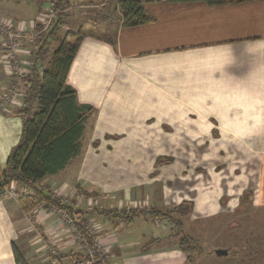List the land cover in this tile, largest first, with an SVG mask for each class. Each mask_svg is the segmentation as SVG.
Wrapping results in <instances>:
<instances>
[{
    "label": "crops",
    "instance_id": "obj_1",
    "mask_svg": "<svg viewBox=\"0 0 264 264\" xmlns=\"http://www.w3.org/2000/svg\"><path fill=\"white\" fill-rule=\"evenodd\" d=\"M11 1L0 0V19L13 29L36 24L40 10L47 6L42 1L34 6L30 4L34 1ZM141 1L152 20L124 26L119 0H74L53 39L57 49L64 40L70 43L69 35L80 33L66 76L77 102L92 107L82 138L85 153L78 183L94 181L88 171L100 167L94 164L96 155L110 148L121 155L100 159L107 157L106 164L118 161L112 167L129 170L122 176L117 173L114 184H122V178L139 184L149 174L137 168L133 172L137 156L128 154L200 153L203 143L217 147L221 140V146L211 148L213 171L195 172L197 163L177 159L163 165V184L174 187L171 195L163 191L162 198L177 203L192 200L189 219L234 211L248 193L252 205L264 209V1L215 6ZM61 31L66 36L59 41ZM2 41L0 34V94L10 86L12 100H22L30 82L26 75L14 78ZM30 52L25 46L19 48L25 66ZM14 111H0V170L20 138L21 120ZM218 156L225 160V178L215 171ZM146 159L151 172L154 156ZM73 162L49 176L67 171ZM172 179L182 181L175 185ZM136 196L127 194L126 201L141 198ZM95 218L103 223L99 238L110 255L108 264H190L178 244L169 242L168 234L162 235L170 228L165 220L148 223L139 216L125 226L108 217ZM15 250L27 264H73L75 254L82 253L60 210L45 206L24 212L18 197L3 192L0 264H16Z\"/></svg>",
    "mask_w": 264,
    "mask_h": 264
},
{
    "label": "trees",
    "instance_id": "obj_2",
    "mask_svg": "<svg viewBox=\"0 0 264 264\" xmlns=\"http://www.w3.org/2000/svg\"><path fill=\"white\" fill-rule=\"evenodd\" d=\"M34 1V0H26ZM51 6L56 19L49 30L41 33L31 43L32 77L30 85L25 92L24 106L13 113L21 120V133L19 141L9 152L6 166L0 170V195L16 181L20 186L35 190L37 197L19 196L18 201L24 212L31 211L40 202L45 206H53L62 211L65 209L70 215L79 214L82 221L77 229L90 247L94 246L91 236L83 228L82 222L86 216L96 214L119 220L123 225L129 226L133 220L143 213L138 208L98 210H73L71 206L64 205L53 198L36 183L49 175H55L66 165L79 157L82 153V138L92 107L77 102L75 91L66 84L69 66L80 41L76 34L72 44L62 41L51 55L50 43L55 38L60 26L65 23L67 9L74 0H41ZM39 0V2H41ZM165 1L168 3L203 2L210 6L229 3H240L254 0H147ZM264 1V0H262ZM118 8L124 26H135L152 20L145 10L141 0H119ZM47 64L41 72L39 65ZM36 197V196H35ZM193 202L182 201L173 209L163 212L158 209L151 210L152 219H168L179 235V249L186 254V261L192 263L193 255L203 253L197 239L184 232L183 219L191 215ZM176 214V216H172ZM143 217V216H142ZM157 242V241H155ZM16 264H27L25 259L15 250ZM99 254L95 253V263L100 264Z\"/></svg>",
    "mask_w": 264,
    "mask_h": 264
},
{
    "label": "rangeland",
    "instance_id": "obj_3",
    "mask_svg": "<svg viewBox=\"0 0 264 264\" xmlns=\"http://www.w3.org/2000/svg\"><path fill=\"white\" fill-rule=\"evenodd\" d=\"M15 1L20 2L22 0H14L13 2ZM35 2L38 3L39 0H34V2H31L30 4L34 6ZM25 3L29 4L28 2ZM44 7H46V5H44ZM28 9L30 10V8ZM48 30H46L45 32H47ZM64 33L65 32L62 31L61 33H59L60 34L58 35L59 41L62 38H65L64 35L66 33L65 34ZM79 36L80 33H77L76 37ZM76 37L73 36L71 37L69 35L70 44L75 42ZM64 41L67 42L66 40ZM31 43L32 42H22L19 48L25 46L26 49L30 50ZM56 46H57V40H53V42L50 43L49 56L51 55V53L53 52ZM17 56L16 58L20 60L19 54ZM8 60L12 63V60H10L9 57ZM27 61L32 62V59L26 60V62ZM22 63L23 62H21V65L22 67H24L25 64L23 65ZM46 65L47 64L39 65L38 70L43 71ZM31 68H29V72L26 74V78L29 80V82L32 77ZM15 77H17V75H15L14 78ZM7 89H11L10 86H8ZM7 89H5L4 92H6ZM11 90L13 92V89ZM24 98H25V94L22 100H8L7 104L6 103H3V105L0 104V111H4V110L8 111L11 108L13 110L21 109L24 106ZM90 129L88 130L90 131ZM112 139L114 138L112 137ZM220 141L221 140L217 141L218 146H221ZM206 144L207 143L205 142L203 143V145H201L202 148L200 153L199 152L194 153L193 151L190 153H181V154H177V153L163 154L162 152H157V151L147 152V153L129 152L131 154L128 155L134 156L136 154L137 156L136 160L132 161L135 162L137 167L134 166L131 170L135 172V169L137 168L138 172L147 171L149 174L148 175L149 178H147L146 174H144V177L142 179H139L140 181H142V183H139V180H135L139 184L137 183L129 184L127 183L128 179H123V178L121 179L122 184H118V183L114 184V180H115L114 176L117 173L118 174L120 173L122 176L123 173L129 172V170L124 169L123 167L122 168L112 167V166H117V164L119 163L118 161L116 162L114 161V163L108 161L107 164L105 163L104 159H108V158L115 159L118 155H121L114 153L111 148L107 150V153L105 152L96 155L95 158L97 161L94 162V164H101L100 165L101 168L100 167L98 169L91 168L88 171L90 175L89 177L94 178L95 183L92 180H88V181L86 180L84 184L78 183V181H82L81 178H77V176L79 175L78 173L79 166L85 153V151H83L84 150L83 147L81 155L73 160L74 162L67 169V171L59 174L58 176L44 177V180H42V182L40 183V185H38V187L43 189L46 193L50 194V196H52L53 198L58 199L61 204L71 206V208L74 211L77 209H85L86 211L89 212L93 210V208H96L98 210L108 209L111 211L116 208L119 209L122 208L126 210L138 208V210L143 213L142 216L146 218L145 221L149 220L146 222L160 223L163 219H158V218L152 219L150 214L151 210L158 209L163 212H167L180 203V202L177 203L172 199H169V202H167L168 200H166L164 197L162 198L163 191H166L167 189V191L171 195L170 193L171 189L174 187L172 186V184H168V185L163 184L165 183L164 182L165 179L163 180L162 177V171L164 170L162 169V166L166 165L171 160L177 159L178 161L184 160L185 162H190L191 164L197 163L198 165H196L197 167L195 169V172L202 171V174H204L205 171H209V170L213 171V168L209 167L212 164L211 162L214 161V159L211 158L212 157L211 148L213 150L215 148H218V146L212 147L211 145L208 144L207 146ZM89 149H90L89 150L90 153H94L92 147ZM126 154L127 153L122 152L123 156H125ZM103 155H106L108 157V158L107 157L103 158L104 162L100 159V157ZM152 156H154L153 159L154 165L152 167L153 169L150 172V169H147L146 163L148 162L147 161L148 159L146 158ZM172 156L174 158H172ZM199 156L201 157V160H199L198 158ZM118 160L122 161L121 158ZM150 160L151 158L149 159V161ZM218 162L220 165H218V167L215 168V171L217 172V175L219 177L221 176L225 178V174H224L225 160L220 156H218ZM49 178L55 182L49 181ZM62 181L67 184H64ZM172 181H174L175 185H177L176 183L181 182L182 179H172ZM11 183L12 184L5 189L4 191L5 193L6 192L10 194L14 193L11 195L16 196V193L19 192V190L27 189L26 191L31 192L34 198H38L35 190H30L26 187H19L20 188L19 189L15 185V183L13 182ZM52 183H56V184L52 185ZM152 190L154 194L151 195V193L148 192ZM127 194H136L141 198L137 200L126 201ZM248 194L246 195L247 196L246 199L242 200L241 203H239V207L234 211L229 212L225 209V211H222L219 214L207 218L189 219L191 216L190 215L189 217L183 219L184 232L189 236H192L193 238L197 239L200 246L203 248V253H201L200 255H193L194 258V261L192 262L193 264H264V209L263 208L261 209L256 205H252V201L250 200L251 194L249 195ZM188 201L192 202V200H188ZM39 202L40 203L33 209L37 207L43 209L45 207L44 201H39ZM94 216L97 217L99 215L90 214L86 216V220L82 222L83 228L91 236L92 241L94 243V246L90 247V245L86 243L85 239L77 229L76 223L82 221L80 215L76 213L70 215V213H68L65 209L61 211V218L63 222L68 227L69 233L71 235L73 233L74 243L79 246L81 250L80 252H82V253L78 252L75 254L76 257L74 262L77 259H81L82 261H84L83 264L85 263V260L89 258V255L87 254V247H89L94 252L93 253L94 258H95V253H98L99 255L100 253L102 255L104 253L106 254V256H108L107 260L109 259L110 256L109 253H107L103 245L100 244L99 237L104 234V230L102 229L103 223ZM172 216H176V214H173ZM70 219L72 220V222L70 221ZM164 220L166 225L169 226L170 228L168 229L169 231H166L165 233L162 232V235L168 234L167 240L174 244H178L179 235L176 234L175 228L172 226V224L168 219H164ZM217 248L227 249V254L224 256L215 255L213 253V250Z\"/></svg>",
    "mask_w": 264,
    "mask_h": 264
},
{
    "label": "built area",
    "instance_id": "obj_4",
    "mask_svg": "<svg viewBox=\"0 0 264 264\" xmlns=\"http://www.w3.org/2000/svg\"><path fill=\"white\" fill-rule=\"evenodd\" d=\"M55 19L56 13L54 9L49 5H47L43 8V10L40 11L37 17L36 24L30 26L27 29H13L6 23V21L0 19V34L3 38L2 45L6 48L7 55L10 60H12V69L16 75H26L29 72V68L32 66V62L29 61L23 68L20 60L16 58V56L19 54V47L21 43L33 42L41 33L45 32L46 30H48V28L51 27ZM11 89H7L6 92H3V94L0 95L1 105H3V103L7 104L8 100L13 99V92ZM26 190L27 189L19 190V192L16 193V196L33 195L31 192ZM70 221L72 222L71 219ZM52 249L53 248H51L50 251L51 254L54 255V251ZM93 253L94 252L89 247H87V254L89 255V258L85 260L84 264H94L95 258ZM107 257L108 256H106V254L103 253L102 255L100 253V264H108L109 259L107 260ZM83 262L84 261H82L81 259H77L75 262H73V264H83Z\"/></svg>",
    "mask_w": 264,
    "mask_h": 264
},
{
    "label": "water",
    "instance_id": "obj_5",
    "mask_svg": "<svg viewBox=\"0 0 264 264\" xmlns=\"http://www.w3.org/2000/svg\"><path fill=\"white\" fill-rule=\"evenodd\" d=\"M213 253L217 256H224L227 254V249L217 248L213 250Z\"/></svg>",
    "mask_w": 264,
    "mask_h": 264
}]
</instances>
